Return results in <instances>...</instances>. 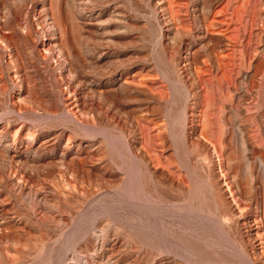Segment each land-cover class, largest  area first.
<instances>
[{
	"label": "rangeland",
	"instance_id": "rangeland-1",
	"mask_svg": "<svg viewBox=\"0 0 264 264\" xmlns=\"http://www.w3.org/2000/svg\"><path fill=\"white\" fill-rule=\"evenodd\" d=\"M0 264H264V0H0Z\"/></svg>",
	"mask_w": 264,
	"mask_h": 264
},
{
	"label": "bare ground",
	"instance_id": "bare-ground-1",
	"mask_svg": "<svg viewBox=\"0 0 264 264\" xmlns=\"http://www.w3.org/2000/svg\"><path fill=\"white\" fill-rule=\"evenodd\" d=\"M51 19H52V17H51Z\"/></svg>",
	"mask_w": 264,
	"mask_h": 264
}]
</instances>
